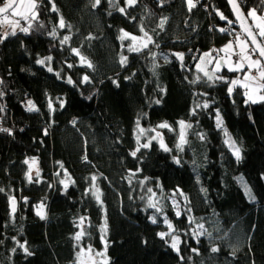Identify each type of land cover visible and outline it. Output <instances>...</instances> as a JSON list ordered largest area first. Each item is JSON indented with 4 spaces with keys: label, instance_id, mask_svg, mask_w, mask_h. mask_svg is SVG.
Segmentation results:
<instances>
[{
    "label": "trees",
    "instance_id": "obj_1",
    "mask_svg": "<svg viewBox=\"0 0 264 264\" xmlns=\"http://www.w3.org/2000/svg\"><path fill=\"white\" fill-rule=\"evenodd\" d=\"M38 3L44 27L17 32L0 43L1 128L12 129L11 135L0 132V264H75L73 237L82 216L86 235L80 243L103 252L106 242L108 264H264V102L245 104L243 88L229 96L227 82L213 84L196 68L204 51L240 32L216 14L218 9L234 21L226 1L198 0L190 11L186 0H137L126 14L118 10L126 7L125 0H101L95 8L94 0ZM259 4L243 0L241 8L247 14ZM61 17L70 28L57 27ZM162 18H167L163 29L158 27ZM141 25L153 43L142 52H129L130 41L118 39L120 30L139 36ZM54 27L55 37L49 35ZM66 35L70 40L61 44ZM73 48L93 67L82 65ZM151 53L157 54L155 60ZM172 53H184L183 66ZM121 55L127 57L124 65ZM47 56L53 58L50 65L36 63ZM217 74L228 80L239 75L226 68ZM84 75L89 82H81ZM198 75L201 80L191 83ZM69 76L74 84L67 83ZM49 99L55 111H49ZM28 100L39 111H28ZM204 102L208 108L191 114ZM217 110L241 149L239 161L216 126ZM137 120L140 128L162 133L171 151L151 139L153 131L141 135V144L134 147ZM180 120L193 126L186 130L182 151L176 147ZM165 121L173 131L156 127ZM32 158L40 182L26 178L25 160L31 164ZM93 175L102 206L86 192ZM69 178L74 183L65 190L60 181ZM245 184L254 199L246 195ZM149 188L161 212L149 207ZM10 196L16 200L14 213ZM171 199L179 203V217ZM41 203L44 219L37 215ZM165 216L181 237L179 253L168 237L158 235L166 231ZM200 224L203 229L197 228ZM200 231L205 234L194 238Z\"/></svg>",
    "mask_w": 264,
    "mask_h": 264
},
{
    "label": "snow or ice",
    "instance_id": "obj_2",
    "mask_svg": "<svg viewBox=\"0 0 264 264\" xmlns=\"http://www.w3.org/2000/svg\"><path fill=\"white\" fill-rule=\"evenodd\" d=\"M110 3L113 2V0H109ZM163 0H161V3ZM137 3V0H125L126 7H120L118 10L121 13L126 14L127 7L134 6ZM229 5L232 7V11L236 16V19L240 21V27L241 31L236 33L235 35V41H229L228 44H226L223 48L217 50V49H211L209 52L203 53V55L199 58L200 62L196 64V68L198 72H202L203 76L207 78L208 81L212 82L213 84L217 81H225L228 83V94L229 96L232 95L234 90L237 87L244 89V96H245V104L248 103H258V102H264V15L258 14L260 12V9H264V0H260V4L257 7H253L247 11V14L242 11L241 4L243 3V0H228ZM101 4V0H94V3L92 4V7L95 8ZM187 4L189 7V10L191 11L192 8L196 6V2L194 0H187ZM39 3L38 0H5L2 6H0V42H2L4 39H6L9 36H15L17 32H22L25 34H28L31 30L37 29V27H44L42 23L39 22ZM53 11H56V7L53 4ZM216 14L220 17V19L225 20L229 25H232L235 23V21L229 20L222 12H220L218 9L216 10ZM14 17L15 19H10L9 17ZM167 18H162L160 20V23L158 27L163 29V26L166 22ZM252 21L251 23L249 21ZM21 21L24 23L22 24ZM58 28H70V25H66L65 21L63 20V17L60 18V21L57 25ZM221 32H226L228 29L221 28ZM140 32L143 33L142 37H137L136 35L130 34L126 32L124 29L120 30V36L118 39H120L122 42L126 39H130L133 43L129 44L127 46V50L129 52H142L144 49H147L150 44L153 43V38L148 34L147 31H145L143 25L140 27ZM57 34V28L54 27L52 31L49 33V35L55 37ZM91 39V37H89ZM70 40L69 36H64L63 39L60 41L61 44H67ZM137 41H139V44L137 45ZM124 45L122 44V47ZM159 47V45H157ZM238 49V50H237ZM72 52L80 57V62L82 65L87 66L88 68H92V63L83 55L80 54V50L73 48ZM223 52L226 54L225 57H222L220 59H217L213 56V53H219ZM153 59L156 58V53H151ZM178 60L181 61V66H183V59H184V53H172ZM232 57H235L236 59H232ZM207 58V59H206ZM164 59L166 62H168V57L164 56ZM53 58L51 56L44 57L42 59H37L36 63L38 65H45L46 62L51 63ZM120 62L122 65L127 63V57L121 55ZM215 63V67L211 70V72L208 71L206 65ZM203 65V66H202ZM69 68L73 67V65L69 64ZM222 67H227L229 72H236L239 73L235 79L228 80L226 77L222 75H218L222 69ZM48 72H53V68L51 66L47 67ZM255 72V75L253 74ZM57 78L61 77V74L59 72L56 73ZM201 80V77L198 75L195 80H193L191 83L195 84L198 81ZM82 83L89 82V76L84 75L82 78ZM0 83H3V81H0ZM67 83L74 84V81L69 76L67 77ZM114 83H116L114 81ZM4 95L3 92H0V97ZM195 95V94H194ZM204 95H207L206 93ZM59 102V107H64V101L60 98H57ZM156 103H159V101H156ZM208 108L209 103L204 102L202 105L197 104L195 108H193L191 114H195V111L197 108ZM48 108L49 111H55L53 101L49 99L48 101ZM27 110L28 111H39V109L36 107V104L32 100L27 101ZM4 109L2 106H0V112H3ZM75 123V120L73 121ZM178 124L180 126V134H179V142L177 143L176 147L183 150V145L187 143L186 139V130L191 129L193 126L190 123H186L183 120L178 121ZM216 126L217 128H222L224 132V144L231 150L232 154L235 156V158L239 161L241 159V149L237 146V143L235 140L232 139L231 134L228 132L227 128L223 127V120L220 116L219 110L216 112ZM159 129H169L170 131H173L174 129L171 128V126L165 121L160 123L156 126ZM137 128L139 130V133L141 135L145 134L147 131H153L155 132V136H153L151 139L156 140L159 139L160 147L164 151H171L167 147V145L164 143L163 135L159 131H156V129H150L146 130L144 128L139 127V120H137ZM0 132H7L8 134H12V129L8 128H0ZM140 136H137V141L139 142ZM200 139H204V135L200 134ZM150 146L149 143H144L143 145H140L137 147L135 151L131 153L132 156H136V152L140 150V147L148 148ZM174 161L176 163H180V159L178 157H173ZM36 159L32 158L31 164H29L28 160H25V164L29 165L28 171L25 173L26 178L28 181L34 182H40V171L37 168L35 172L33 173V166L36 164ZM60 167L63 169V164H60ZM139 171V169H137ZM59 174V173H58ZM64 175L67 177L68 173L65 170ZM132 175H135V173H132ZM98 177L93 175L91 177L92 184L90 186V189H86V192H91V194L95 197L98 204L101 206L103 205V201L101 199L102 192L100 191L99 186L96 184ZM147 179V177L145 178ZM243 181V178H238ZM60 183L63 185L65 190L68 188L70 183H74L69 180L65 182L64 180H61ZM141 184L144 183V181H140ZM159 186V185H157ZM245 193L249 197H251V189L247 187V185H244ZM4 191V189H0V192ZM149 193H152L153 196H155V193L153 192V189L149 188L147 190ZM179 191V190H177ZM254 199V197H251ZM26 199V198H25ZM10 204L12 207V212L14 213L16 208V200L15 197H9ZM174 207L177 208L176 215L179 217L181 215V212L178 209V204L175 200H173ZM44 204L41 203L37 206V215L40 216L41 219L45 218V212H44ZM149 207L155 208L157 212H161L162 209L157 206L156 203H153L151 198H149ZM86 217H80L78 224V227H80V231H78L75 236L73 237L74 240L77 241V246L79 247V251L76 253V264H86L85 257L87 258V262H90V264H100L99 261H97V257H105L103 264H108V261L106 259V251H107V243L105 242V249L103 252H96L91 245H88L87 247L80 246L79 242L82 240V238L86 235V231L82 227ZM149 219L156 223L157 219L155 216L149 217ZM190 222H192V218L190 217ZM164 224L167 225L168 231L167 232H160L158 235L161 239H165L166 237H171V247L173 250L177 251L179 253V245L181 243L180 237L178 235H174V226L169 221L167 216L164 217L163 220ZM203 225H197L198 229H203ZM101 232L103 235L101 236L102 241L105 240V236L107 233V221L105 219L104 224L101 226ZM205 233L203 231H200L198 233L194 234V238L198 235H204ZM15 239V238H13ZM19 244V247L23 249V251L27 255H31L32 253L28 250V248L25 246V244ZM218 249L213 247L212 251L215 252ZM13 251H16V249H13ZM193 251H197L196 249H193ZM183 259V257H182Z\"/></svg>",
    "mask_w": 264,
    "mask_h": 264
},
{
    "label": "rangeland",
    "instance_id": "obj_3",
    "mask_svg": "<svg viewBox=\"0 0 264 264\" xmlns=\"http://www.w3.org/2000/svg\"><path fill=\"white\" fill-rule=\"evenodd\" d=\"M198 0H194V2H197ZM18 2H19V0H18ZM186 4H187V0H186ZM187 6H188V4H187ZM260 15H264V12L262 13V14H260ZM10 19H15L14 17H11V15H10V17H9ZM21 22H23V21H21ZM250 22H252L251 20H250ZM24 23V22H23ZM236 33H238V32H236ZM236 35V34H235ZM143 35H139V36H137V37H142ZM129 41H130V43L129 44H132L133 42L130 40V39H128ZM229 41H235V36L232 38V39H230ZM229 41H227L225 44H223L222 46H220L219 48H217V50H219V49H221V48H223L226 44H228L229 43ZM137 43V45L139 44V41H137L136 42ZM238 50V49H237ZM210 50H208V51H204L203 53H205V52H209ZM203 53L200 55V57L203 55ZM213 56L214 57H216L217 59H220V58H222V57H225L226 56V54L225 53H223V52H219V53H213ZM199 57V58H200ZM207 59V58H206ZM232 59L234 60L235 58L234 57H232ZM200 62V60H198V62L197 63H199ZM203 66V65H202ZM216 65H215V63H213V64H209V65H206V67H207V69H208V71L209 72H211V70L215 67ZM222 68H226L227 69V67H222ZM235 79V78H234ZM140 136V139H139V142L137 141V136ZM133 140V143H134V147L135 146H138L139 144H141V134L139 133V130H137V132H136V134H135V139H132ZM133 143H132V145H133ZM33 170H35V165L33 166ZM35 172V171H34ZM64 181L65 182H67V179H64ZM150 198H151V200H152V202H154L155 201V198H156V196H153L152 195V193H151V196H150ZM173 200H175V199H171V203H172V205H173ZM176 201V200H175ZM177 202V201H176ZM177 204H178V209L180 210V208H179V203L177 202ZM173 207H174V205H173ZM174 209H175V211H177V208L176 207H174ZM44 212H45V208H44ZM165 225V224H164ZM166 226V231H164V232H167L168 231V228H167V225H165ZM173 234L174 235H178V234H176L175 233V229H174V232H173ZM179 236V235H178ZM180 237V236H179ZM168 239H169V246L171 245V243H172V241H171V237L169 236L168 237ZM180 240H181V237H180ZM79 245L80 246H84V247H87L88 245H84V244H82V243H80L79 242ZM171 247V246H170ZM172 248V247H171ZM173 249V248H172ZM79 251V247H77V252ZM175 251V250H174ZM76 252V253H77ZM96 252H98V251H96ZM100 252H102V251H100ZM77 258V257H76ZM97 259V261H99L100 263H103V261H104V259H105V257H97L96 258ZM85 262H86V264H90V262H87V258L85 257ZM75 264H76V259H75Z\"/></svg>",
    "mask_w": 264,
    "mask_h": 264
},
{
    "label": "water",
    "instance_id": "obj_4",
    "mask_svg": "<svg viewBox=\"0 0 264 264\" xmlns=\"http://www.w3.org/2000/svg\"><path fill=\"white\" fill-rule=\"evenodd\" d=\"M226 1V3H227V5H228V8H229V10H230V12H231V14H232V16H233V19H234V21H235V23H234V25L239 29V31H241V27H240V21H238L237 19H236V16H235V14L233 13V11H232V7H231V5H229V3H228V0H225ZM17 2H18V0H17ZM3 5V3L0 5V6H2ZM242 11H243V9H242ZM244 12V11H243ZM245 13V12H244ZM245 15H246V13H245ZM250 22V21H249ZM251 23V22H250Z\"/></svg>",
    "mask_w": 264,
    "mask_h": 264
},
{
    "label": "built area",
    "instance_id": "obj_5",
    "mask_svg": "<svg viewBox=\"0 0 264 264\" xmlns=\"http://www.w3.org/2000/svg\"><path fill=\"white\" fill-rule=\"evenodd\" d=\"M23 24V22H21ZM1 43V42H0ZM235 58V57H234ZM236 59V58H235ZM253 74L255 75V72H253ZM1 113V112H0ZM2 127V124H1V115H0V128Z\"/></svg>",
    "mask_w": 264,
    "mask_h": 264
},
{
    "label": "crops",
    "instance_id": "obj_6",
    "mask_svg": "<svg viewBox=\"0 0 264 264\" xmlns=\"http://www.w3.org/2000/svg\"><path fill=\"white\" fill-rule=\"evenodd\" d=\"M240 75V74H239Z\"/></svg>",
    "mask_w": 264,
    "mask_h": 264
}]
</instances>
